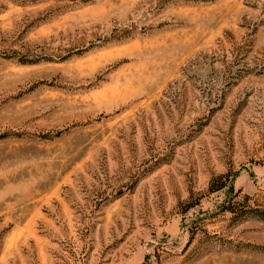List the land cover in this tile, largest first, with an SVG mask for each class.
Returning a JSON list of instances; mask_svg holds the SVG:
<instances>
[{
  "label": "rangeland",
  "instance_id": "rangeland-1",
  "mask_svg": "<svg viewBox=\"0 0 264 264\" xmlns=\"http://www.w3.org/2000/svg\"><path fill=\"white\" fill-rule=\"evenodd\" d=\"M0 264H264V0H0Z\"/></svg>",
  "mask_w": 264,
  "mask_h": 264
},
{
  "label": "trees",
  "instance_id": "trees-1",
  "mask_svg": "<svg viewBox=\"0 0 264 264\" xmlns=\"http://www.w3.org/2000/svg\"><path fill=\"white\" fill-rule=\"evenodd\" d=\"M217 188H220V186H219V187H217ZM232 210H233V207H231L230 211H232Z\"/></svg>",
  "mask_w": 264,
  "mask_h": 264
}]
</instances>
